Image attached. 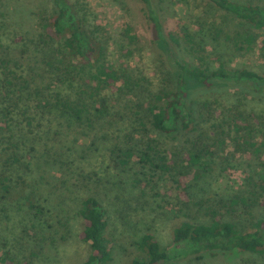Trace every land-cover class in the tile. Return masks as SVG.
Wrapping results in <instances>:
<instances>
[{
  "label": "rangeland",
  "instance_id": "rangeland-1",
  "mask_svg": "<svg viewBox=\"0 0 264 264\" xmlns=\"http://www.w3.org/2000/svg\"><path fill=\"white\" fill-rule=\"evenodd\" d=\"M77 1L97 25L107 60L129 66L136 91L108 95L110 115L91 124L75 123L52 108L40 109V96L49 93L53 73L46 64L49 50L38 43L37 22L53 11L52 1L0 0V72L6 66L12 77L5 86L10 94L4 95L6 90L0 89V113L5 103L13 105L10 127L18 134L14 153L12 149L4 151L5 139H0V256L7 250L16 264H82L90 246L78 238V210L83 197L94 195L106 210L112 258L108 264L142 258L136 243L147 231L172 251L168 250L169 259L158 264H264V255L240 251H204L197 259L196 254H183L185 246L174 249L171 243L175 225L208 222L210 209L238 229L252 230L244 206L231 200L234 194L246 191L245 177L261 170L264 147L253 153L252 147L238 144L234 133L228 135L224 130L228 129V116L237 110L254 115L253 123L255 116H264V90L228 84L205 89L189 80L187 105L195 118V130L161 134L144 118L146 132L135 116L138 102L144 100L149 88L158 87L163 79L169 81L171 70L165 46L146 17L144 4L138 0ZM169 1L162 20L165 32L179 38L178 45L171 43L178 60H192L183 37L188 33L207 58L217 59L207 60L212 68L224 61L229 68L264 71V46L239 54L223 33L220 37L213 33L201 41L195 33L199 18L208 35L213 22L227 33L246 31L248 26L217 10L211 0ZM127 24L135 39L125 34ZM257 33L258 42L264 41V29ZM148 137L156 139L164 150L170 167L167 173H153L147 166L144 170L148 174L142 173L138 154ZM252 141L263 139L259 134ZM124 148H130L133 156L122 164L119 150ZM198 150H207L203 166L208 169L198 170L197 179L192 178L196 170L190 171L187 198L183 199L171 181L178 178V172L187 170L186 153ZM253 178L251 184L257 177ZM30 203L41 207V213H35ZM258 212L264 214L253 210L254 215Z\"/></svg>",
  "mask_w": 264,
  "mask_h": 264
},
{
  "label": "trees",
  "instance_id": "trees-1",
  "mask_svg": "<svg viewBox=\"0 0 264 264\" xmlns=\"http://www.w3.org/2000/svg\"><path fill=\"white\" fill-rule=\"evenodd\" d=\"M53 11L43 18H40L38 27L40 30L38 43H43L49 50L46 57V64L51 68L52 86L49 93L40 96L38 107L55 109L61 116L72 119L78 124H91L94 120H100L110 115L111 106L108 102V95L134 94L136 91L135 82L129 74V66L124 63L114 64L106 58V50L97 31V25L90 21L89 14L77 0H51ZM144 4V12L149 21L153 24L154 31L162 44L165 46L167 64L170 67L169 81L162 80V83L150 90L143 101L137 105V123L146 130L147 125L161 134H173L179 131L185 133L195 130V118L192 110L187 105V98L191 88L188 81L193 80L200 88L244 85L253 86L264 90V71L258 72L246 67L229 68L227 63L219 61L217 67L212 68L207 61L217 60L205 54L204 49L197 46L188 33L183 37L188 44L186 50L191 54V62L178 60L171 43L179 44V38L173 33H166L163 25V13L172 1L169 0H138ZM217 10L230 14L242 25L249 27L246 31H235L227 33L223 27L211 23L208 29L209 35L202 27L199 18L195 33L203 40L213 33L231 41L233 48L239 54H246L253 51L258 45L263 48L264 41L258 42L257 31L264 29V1L263 0H211ZM131 27L127 24L124 30L128 38L135 39L130 34ZM206 36V37H205ZM212 59V60H211ZM4 66L2 71L0 89H5L7 81L12 79L11 73ZM0 74V75H1ZM194 84V83H193ZM0 113V139H5L3 150H10L14 153L18 144L15 134L10 127L12 119V104H4ZM221 105V104H220ZM223 109L229 110L224 105ZM233 113V112H232ZM241 110L229 115L230 122L224 133H234V140L238 144H247L252 147L251 152L259 153L260 147H264V116H258L256 123H253L252 114H246ZM144 116V117H141ZM227 116V115H226ZM27 119V118H26ZM27 120V124L30 125ZM5 136H4V135ZM262 137L263 141H252L255 136ZM23 138V137H22ZM21 140V139H20ZM241 140V141H240ZM1 143V141H0ZM1 145V144H0ZM207 150L188 151L184 162L186 171L178 172V178L172 179L178 196L186 199L187 182L190 179V171L196 170L192 178L200 176L198 170L205 168ZM0 155L1 150H0ZM133 156L130 148L119 150V159L122 164L128 163ZM138 161L141 164L142 173L148 174V170L159 171L162 174L170 170L167 165V157L159 142L153 138H146L142 150L138 154ZM13 161L17 159L13 158ZM261 170L254 171V175L245 177L247 182L244 193L234 194L231 200L233 204H242L245 212L251 219V231H242L231 221L222 218L216 210H209L211 219L208 222L192 223L182 221L173 227L171 232V243L173 247L185 246L183 254L193 253L196 258L202 257L199 253L208 251L211 254L225 251L250 252L264 255V214H253V210L264 211V163ZM152 175V174H151ZM150 176V175H148ZM219 176V175H218ZM253 176L256 180L253 181ZM252 188H250V186ZM258 187V191L251 190ZM30 208L35 213H41L42 208L30 203ZM78 215L81 220V229L78 238L88 242L90 253L82 264H108L112 258L107 245L106 230L108 221L106 210L101 201L94 195H87L80 200ZM142 258H130L127 264H158L169 259V250L162 246L160 240L153 232H145L136 243ZM173 248L172 250L175 251ZM169 250V251H168ZM0 264H16L10 253L5 250L0 256Z\"/></svg>",
  "mask_w": 264,
  "mask_h": 264
}]
</instances>
